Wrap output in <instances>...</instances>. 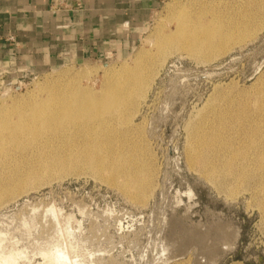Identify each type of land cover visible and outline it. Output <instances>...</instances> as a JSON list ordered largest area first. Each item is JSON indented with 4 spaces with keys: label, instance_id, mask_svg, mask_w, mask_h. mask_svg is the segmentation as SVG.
<instances>
[{
    "label": "rangeland",
    "instance_id": "rangeland-1",
    "mask_svg": "<svg viewBox=\"0 0 264 264\" xmlns=\"http://www.w3.org/2000/svg\"><path fill=\"white\" fill-rule=\"evenodd\" d=\"M80 1L49 4L69 9ZM118 1L123 15L116 19L132 17L137 26L131 45L40 72L21 66L0 69V113L48 105L63 87L69 92L62 101L88 92L102 97L115 86L104 72L123 68H131L125 72L131 78L116 86L121 101L126 110L138 103L123 121H106L112 123V150L102 149L105 115L74 123L72 128L85 120L80 136L51 131L0 150V264H158L159 252L181 240L177 224L190 229L213 223L228 224L236 235L229 248L218 251L215 263L204 258L197 263L195 244L176 261L264 264V228L250 185L230 181L219 192L189 158L201 125H210L218 113L227 119L234 103L264 86V0ZM245 13L249 18L242 42H233L240 36L235 35L230 49L209 59L170 41L159 45L179 23L198 32L203 27L224 31ZM154 74L145 97L138 96L134 87L139 79ZM126 131L128 138L122 136ZM134 144L137 151L130 152L124 169L135 168L139 154L146 166L144 198L135 197L139 187L126 183L121 167L113 166L116 154ZM101 162L102 168L97 166Z\"/></svg>",
    "mask_w": 264,
    "mask_h": 264
},
{
    "label": "bare ground",
    "instance_id": "bare-ground-1",
    "mask_svg": "<svg viewBox=\"0 0 264 264\" xmlns=\"http://www.w3.org/2000/svg\"><path fill=\"white\" fill-rule=\"evenodd\" d=\"M248 18L249 14L245 13L240 21H231L224 31L217 32H212L213 30L207 31L208 29L206 30V28L208 27H203L200 32L197 29L188 30L179 23L174 30L170 31L164 42H159V45H164L166 41H170L187 53H199L202 57L209 59L213 55L226 52L229 48V43L235 40V35L240 34L233 42H242ZM138 55V57L143 56L142 52ZM130 69L123 68L104 72L103 76L106 81L115 82V86L108 87L102 97L94 98L88 96L92 94L87 91L88 93H84L79 97L74 96L62 101L63 95L69 92L65 91L63 87L59 89L63 90L59 96L51 95L49 97L48 105H35L34 103L29 104L22 112H1L0 150L8 143H24L51 131L54 133L53 135L69 134L72 137L80 136L78 129L83 133L85 120L79 126L72 128V125L85 117L92 118L95 115H105L101 125L104 138L102 149L110 150V142L114 134L111 131L112 123H106V121H123L122 119L125 117L122 116L125 112L127 111V118L135 112L138 105L136 103L132 107V104H129V108L132 110H126V105L121 101L120 92L116 87L124 85L123 82L130 80L131 75L127 74ZM122 75H125L123 80L119 78L117 81V78ZM154 76L155 74L151 77H146L142 81L141 78L139 79L138 84L134 87V90L139 94L138 96L145 97ZM226 113L229 114L227 119L224 120L223 115L218 113L210 125L209 123L207 127L201 125L200 129L195 132V146L192 149L193 153L189 151V158L194 159V162L196 160L200 165L199 168H202L205 177L215 184L219 192L226 186L225 183L230 181L243 182L250 185L252 189L250 192L254 197L253 200H255V205L260 214V221L264 228V86L251 98L234 103ZM93 126L91 133L95 132L94 130L96 129V124H93ZM122 136L128 138L129 132H123ZM103 138L99 139L98 145L101 144ZM133 146V148H123L120 153H117L113 166L121 167L122 171L120 174L123 175L126 183L139 187L138 194L135 197L144 198L143 194L146 184L144 182L146 179L142 177V171L146 166L139 161V154H136L135 168L124 169V165L127 164V157L131 155L130 152L133 150L134 152L137 151L135 144ZM133 157L135 158L134 154ZM102 165L101 162L97 166L102 168ZM109 176L112 179L114 173L112 172ZM217 177L220 178L219 183ZM226 195L228 197L235 196L232 193H226ZM172 222L174 223L175 221ZM181 225L177 224L181 233L179 244L175 248H162L163 251L159 252L161 260L158 264H168L178 260L190 244L196 245L197 254L200 255L199 258L196 256L197 263L203 258L215 263V256L218 251L226 247L229 248L233 238L236 236H234V232L228 224L213 223L207 227L198 225L196 228L190 229L185 228L184 225L181 227ZM166 237L169 236L166 235ZM172 264L189 263L185 260H179Z\"/></svg>",
    "mask_w": 264,
    "mask_h": 264
},
{
    "label": "crops",
    "instance_id": "crops-1",
    "mask_svg": "<svg viewBox=\"0 0 264 264\" xmlns=\"http://www.w3.org/2000/svg\"><path fill=\"white\" fill-rule=\"evenodd\" d=\"M118 2L81 0L78 7L56 10L50 0H0V69L40 72L131 45L137 26L132 17L116 19L123 15Z\"/></svg>",
    "mask_w": 264,
    "mask_h": 264
},
{
    "label": "water",
    "instance_id": "water-1",
    "mask_svg": "<svg viewBox=\"0 0 264 264\" xmlns=\"http://www.w3.org/2000/svg\"><path fill=\"white\" fill-rule=\"evenodd\" d=\"M186 251H187V250L185 249L183 255L186 253ZM183 255H182V256H183Z\"/></svg>",
    "mask_w": 264,
    "mask_h": 264
}]
</instances>
